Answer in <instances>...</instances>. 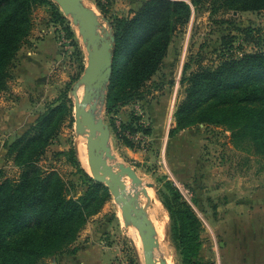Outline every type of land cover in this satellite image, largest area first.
<instances>
[{
    "label": "rangeland",
    "instance_id": "rangeland-1",
    "mask_svg": "<svg viewBox=\"0 0 264 264\" xmlns=\"http://www.w3.org/2000/svg\"><path fill=\"white\" fill-rule=\"evenodd\" d=\"M144 1L84 0L99 16L101 30L109 33H112L110 20L129 16ZM99 2L104 5L103 10ZM67 18L69 22L63 24L54 22L47 5L38 7L34 13L32 33L14 60L8 89L0 93V169L7 177L19 175L20 168L9 158L7 144L23 134L49 104H60L67 94L69 115L42 157L41 165L58 170L70 183L71 194L78 196L85 190L79 168L90 172L80 155L83 141L92 169L88 158L89 129L77 130L74 95L75 85L88 63V51L78 27ZM246 29H252L253 36L264 33V10L211 14L208 4L198 12L193 7L189 24L175 36L162 68L149 82L151 88L159 85V90L121 106L112 114L107 113L108 87L103 91L104 100H97V117L103 118L113 130L110 146L114 162L132 166L140 178L136 184L126 176L130 193L141 206L149 205V214L151 207H156L166 218L169 234L163 258L170 264L182 263L170 237L169 212L158 195L168 180L173 181L203 221L202 247L195 264H234L238 240L246 244L245 249L252 248L255 239L264 240L261 226L264 210L257 208L258 193L264 192V153L248 142L235 146L231 130L222 125L199 124L170 134L175 126V106L182 96L180 80L184 64L190 61L192 69H196L199 62L217 63L225 37L237 39L238 52H255L258 46L251 35L244 33ZM78 50H83V54ZM83 94L81 85L79 98ZM139 111L142 115L137 114ZM133 118L140 119L141 128L133 127L135 131L128 128L123 130L122 137L118 136L112 121L123 128ZM126 147L139 152L140 157L132 159L124 152ZM144 188H152L149 197ZM85 228H90L86 240L81 237ZM85 228L69 251L41 264H80V250L92 245V240L113 248V257L111 251L103 253L104 264L111 258L110 264H115L119 256L129 264H144L140 233L126 223L113 196Z\"/></svg>",
    "mask_w": 264,
    "mask_h": 264
},
{
    "label": "trees",
    "instance_id": "trees-1",
    "mask_svg": "<svg viewBox=\"0 0 264 264\" xmlns=\"http://www.w3.org/2000/svg\"><path fill=\"white\" fill-rule=\"evenodd\" d=\"M206 4L211 14L264 10V0H145L129 16L110 20L115 42L107 113L160 89L157 84L151 88L149 82L162 68L175 36L189 24L193 7L198 12ZM42 5L51 8L54 22L68 21L53 0H0V93L9 87L14 60L32 33L34 13ZM98 5L103 10L104 5ZM251 32L244 33L256 42L255 52L240 53L237 39L225 37L217 63L199 62L196 69L190 61L184 64L182 96L170 134L199 124L222 125L231 130L235 146L248 142L264 153V33L253 36ZM66 98L64 94L60 104H49L23 134L7 144L9 158L20 171L11 178L0 169V264H41L69 251L89 219L112 199L109 187L84 169L79 168L85 190L77 196L58 170L41 165L69 115ZM113 121L121 137L123 130L141 128L138 118L123 128ZM163 189L158 195L169 212L171 240L181 263L195 264L202 247L203 221L173 181H166Z\"/></svg>",
    "mask_w": 264,
    "mask_h": 264
},
{
    "label": "water",
    "instance_id": "water-1",
    "mask_svg": "<svg viewBox=\"0 0 264 264\" xmlns=\"http://www.w3.org/2000/svg\"><path fill=\"white\" fill-rule=\"evenodd\" d=\"M53 1L78 27L88 51V63L84 74L75 85L74 95L77 130L81 132L84 128L89 129L88 158L93 170L96 171L95 175L90 172L89 174L109 187L126 223H131L139 230L144 264H168L165 260L160 262L157 260L155 249L158 242L147 213L137 202L136 196L127 192L125 177L130 176L136 184L140 183V178L132 166L114 162L115 156L110 146L111 127L103 118L96 115L97 100H104L103 91L107 88L113 73L115 37L112 33L101 30L99 16L84 0ZM81 85H84V94L79 98L78 88ZM149 186L154 187V184L149 183ZM166 234H169L168 229Z\"/></svg>",
    "mask_w": 264,
    "mask_h": 264
},
{
    "label": "crops",
    "instance_id": "crops-1",
    "mask_svg": "<svg viewBox=\"0 0 264 264\" xmlns=\"http://www.w3.org/2000/svg\"><path fill=\"white\" fill-rule=\"evenodd\" d=\"M112 130V129H111ZM113 135V130H112ZM124 152L127 153L132 159H137L140 157V153L132 150L131 148H124ZM258 201L257 208L264 210L262 207L264 205V192L258 193ZM262 228H264V224H261ZM257 228H255L256 230ZM262 230V229H261ZM90 228H85L83 231V234L81 237L86 240V237L89 235ZM80 237V236H79ZM254 244L250 245V249H245L246 244L242 240H238L236 242V246H238V249L236 251V259L234 264H264V240L263 239H255L253 240ZM92 245H88L87 247L84 246L83 249L80 250V255L82 257L80 258V264H104V258L103 253L107 251H111L112 257H113V251L111 247L107 246H101L98 243H95L94 240L91 241ZM230 248V245H228ZM231 250H229L230 252ZM234 256L235 250L232 251ZM112 259V258H111ZM107 261V264H110V260ZM230 264V263H228Z\"/></svg>",
    "mask_w": 264,
    "mask_h": 264
},
{
    "label": "bare ground",
    "instance_id": "bare-ground-1",
    "mask_svg": "<svg viewBox=\"0 0 264 264\" xmlns=\"http://www.w3.org/2000/svg\"><path fill=\"white\" fill-rule=\"evenodd\" d=\"M83 144H84V141H83ZM83 144L81 146L82 154H80V155H83L84 165L86 166V168L90 171L91 174L95 175L96 171L93 170L92 166H91L92 169H90V167H89V162H88V159H87V156H86L87 153L85 151V148H84ZM127 180H128L127 177H125V181H127ZM126 184H127V182H126ZM149 189H152V188H148V190L145 192V195L147 197H149ZM128 191L130 192V184L127 186V192ZM154 203H156V202L154 201ZM142 207L145 209V211L147 213L149 222L151 224V227L154 230L155 237H156L157 242H158V246L155 249V256L157 257V260L160 262L161 260H165L163 258V256L165 255L166 250H167V243H166L167 234H166V237H165V233L167 232L166 223H165V219L166 218L163 217L162 213L160 212V209H158L156 207H154V208L151 207L153 209V210L151 209L152 211L150 210L151 214H149V209H148L149 205L142 206ZM166 262L168 264H170L168 261H166Z\"/></svg>",
    "mask_w": 264,
    "mask_h": 264
},
{
    "label": "built area",
    "instance_id": "built-area-1",
    "mask_svg": "<svg viewBox=\"0 0 264 264\" xmlns=\"http://www.w3.org/2000/svg\"><path fill=\"white\" fill-rule=\"evenodd\" d=\"M138 110V108H137ZM138 115H142V111H139V113H137ZM115 264H129L128 262H126L121 256L118 257L117 261L115 262Z\"/></svg>",
    "mask_w": 264,
    "mask_h": 264
}]
</instances>
